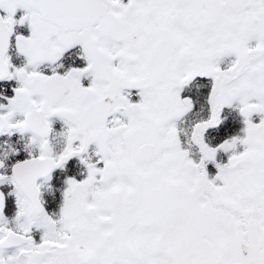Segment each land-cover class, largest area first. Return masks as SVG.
Instances as JSON below:
<instances>
[{"label": "snow or ice", "instance_id": "obj_1", "mask_svg": "<svg viewBox=\"0 0 264 264\" xmlns=\"http://www.w3.org/2000/svg\"><path fill=\"white\" fill-rule=\"evenodd\" d=\"M0 264H264V0H0Z\"/></svg>", "mask_w": 264, "mask_h": 264}]
</instances>
